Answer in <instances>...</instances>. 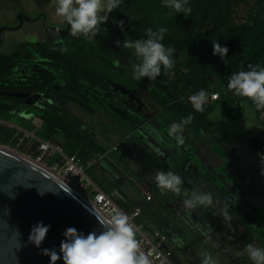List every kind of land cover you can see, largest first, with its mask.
Listing matches in <instances>:
<instances>
[{"label": "rangeland", "instance_id": "rangeland-1", "mask_svg": "<svg viewBox=\"0 0 264 264\" xmlns=\"http://www.w3.org/2000/svg\"><path fill=\"white\" fill-rule=\"evenodd\" d=\"M237 1L235 0L231 9L232 19L236 23L248 22L245 6L238 4ZM246 1L254 7L256 6V0ZM129 10L127 2L121 3L120 8L114 11L109 22L103 27L101 26L98 36L88 40L82 36L74 37L70 31L69 33L56 31L64 29L66 22L56 16L53 0H0V31L5 28L0 44V54H11L21 45L30 42H70L76 45H85L89 49L94 48L97 54L107 57L118 66L119 70L116 71L89 68L77 76L76 83L81 88V96L64 88L59 81H54L50 87V92H48L57 109V112H48L55 113V119H60L65 126L73 127L91 138L99 146L95 158H98L105 151L108 144L116 142L121 131L122 120L126 118V110L135 104L133 100H137L145 112L150 107L149 103L158 104L159 99L165 97V91L161 86L167 87L169 83V72L162 74L154 81L147 78L137 81L133 78L132 64L136 62L134 50L117 47L116 41L123 42L125 38L135 39L134 26L125 27L124 25L123 30H121L114 22L121 21V15ZM40 14L46 16V23L37 20ZM21 15L25 20L19 18ZM185 26L187 25L168 27L159 24V28L166 29L164 35H169L174 41L193 32L192 29H186ZM48 30L54 31L49 32ZM205 34V31L201 32L203 36L198 40L204 59L212 66H218L221 59L213 55V40L216 39L223 46L220 36L217 34L205 36ZM47 63L49 62L32 49L23 47L22 59L13 69L12 77L18 78L27 73L57 75L47 66ZM216 86V84L213 85V87ZM19 94L2 96L12 95L15 97L14 95ZM243 101L246 118L251 120L255 118L257 123L256 126L254 121H248L244 125V129H251L252 131L256 129L255 131L262 132L264 125L259 120V116L256 115L255 106L250 100L243 99ZM218 104L222 105L224 101L221 100ZM32 112L41 114L33 110ZM8 121L29 127L31 117L27 113L12 114ZM229 130L233 132L232 129ZM57 139L60 143L67 141L62 132ZM263 140L264 136L260 138L261 142ZM231 144L233 148L228 149L226 154L220 153L221 158L226 157V164L229 167L233 163V175L227 179L228 188L234 193L232 201L227 202L229 213L234 220L231 227H226L225 220L219 218L222 216L219 207L221 205L216 201H214L211 209L206 210L205 213H184L183 215L169 212L145 213L147 222L143 218L145 216L141 217V221L140 219L137 220L146 232L161 231L160 229H149L148 223L154 227L155 225L165 226L166 234L170 238L172 237L174 245L178 246L171 257L173 264H201L204 252L210 253L218 261V264H225L228 260L233 261V264H244L243 261L236 259L239 256L252 264L247 255L241 254L244 247L239 251V246L242 245L239 240L235 241V239L238 236H243L249 225L253 236H260V238L262 236L260 231L256 229L258 226L264 228V175L261 174L264 165L261 164V158L252 138L245 143L232 141ZM0 147L5 148L6 146L0 145ZM22 152L15 153L25 157ZM105 163L104 160L94 161L96 166L86 170L87 176L94 178V174L101 172ZM112 171V174L117 175L115 169L112 168ZM123 186L129 201L131 199L142 200L143 196L136 188L126 184ZM243 187L245 188L244 196ZM202 208L206 207L202 206ZM253 245L261 247L258 242L253 243Z\"/></svg>", "mask_w": 264, "mask_h": 264}, {"label": "trees", "instance_id": "trees-1", "mask_svg": "<svg viewBox=\"0 0 264 264\" xmlns=\"http://www.w3.org/2000/svg\"><path fill=\"white\" fill-rule=\"evenodd\" d=\"M127 2L130 10L121 15L125 27L134 26V38L146 39V29H159V24L168 27H181L192 29V33L174 41L169 35H164L162 43L166 47L175 49V65L171 69L170 81L166 87L168 99L175 107L184 108L181 98L188 99L204 89L209 95L212 85L217 84L216 92L220 100L225 103L230 100H243L245 98L232 97L231 91L227 88L228 78L232 73L248 70V65L264 68V0H256L254 7L246 0H238L246 10L248 22L236 23L231 16V9L235 0H188L187 7L191 8L190 14L176 13L163 6V0H122ZM197 29V31H196ZM206 35L217 34L220 36L223 46L228 47L227 61H220L219 65L212 66L204 59L203 51L198 43L201 32ZM28 47L42 58L47 60V66L57 73H27L18 78H13L12 73L15 66L22 59V48ZM97 68L104 71L119 70L118 66L107 57L96 53L95 49H89L85 45H76L70 42H46L37 41L21 45L11 54H0V100H4L8 94L50 92L54 81L62 83L67 88L81 96V88L76 83L77 76L83 74L86 69ZM169 73V74H170ZM10 101L7 104L8 110L3 111L0 116L8 119L12 114L29 113L27 107L20 106V99L5 98ZM219 100V101H220ZM177 101V102H175ZM214 105L206 103L201 113L206 119ZM53 112L41 115L45 121L42 133L44 140H57L60 132L64 133L67 141L62 143L67 155H77L80 162L87 164L95 159L99 146L79 130L65 126L60 119H55ZM264 110L258 111V116ZM264 125V123H263ZM256 135L252 139L258 155H264V136ZM13 137L5 127H0V145H8ZM228 138L245 143L249 139L239 140L227 135ZM258 240L264 247V233H261Z\"/></svg>", "mask_w": 264, "mask_h": 264}, {"label": "crops", "instance_id": "crops-1", "mask_svg": "<svg viewBox=\"0 0 264 264\" xmlns=\"http://www.w3.org/2000/svg\"><path fill=\"white\" fill-rule=\"evenodd\" d=\"M169 73L168 82L171 78ZM216 87L211 86V94L217 93ZM161 88L165 91V97L159 99L158 104L149 103L150 107L145 112L137 100H133L135 104L126 110V118L122 120L121 131L116 142L108 144L105 151L93 160L106 162L101 172L95 173L94 178L89 177V179L101 191L111 196L124 212L130 214L137 208L141 209L140 221L141 217L146 215L145 213L169 212L183 215L184 213H205L206 210L211 209L212 206L185 209L183 201L189 198L185 195L186 191L191 193L193 190H199L211 193L213 201H219L220 209L223 208L228 201H232L234 195L228 188L227 181L228 177L233 175V163L229 167L226 164V157L221 158L220 153L226 154L228 149L233 148L231 142L235 140L228 138L227 135L243 140L259 133L255 131L256 129L253 131L244 129L248 121H254L257 126L255 118L253 120L246 118L243 100H230L222 105L218 104L220 100L207 102L214 105V109L205 119L192 106L175 107L174 103L168 99L166 86L162 85ZM232 97L236 98V95L232 93ZM256 112L258 117V111ZM188 116L193 117L192 122L184 125L181 133L184 143L178 144L168 134V129L173 123H179ZM115 147L117 150L112 151ZM112 168L117 171V175L112 174ZM158 170H171L181 176L184 183L181 185L180 195L168 191L162 193L159 190L154 181V175ZM124 184L136 188L142 194V200L129 201ZM242 193L244 196V187ZM143 218L146 221V216ZM233 222L232 219L230 224L225 221V226L231 227ZM148 225L149 229H160L166 234L165 226L155 225L154 227L149 223ZM251 231L249 225L246 233L235 239L242 245L239 246V251L246 244L260 243L259 237L253 236ZM262 232L264 233V228ZM167 236L170 238L169 235ZM170 240L177 250L178 246L174 245L172 237ZM236 259L243 261L244 264H251L244 261L242 256ZM225 264H233V261L228 260Z\"/></svg>", "mask_w": 264, "mask_h": 264}, {"label": "clouds", "instance_id": "clouds-1", "mask_svg": "<svg viewBox=\"0 0 264 264\" xmlns=\"http://www.w3.org/2000/svg\"><path fill=\"white\" fill-rule=\"evenodd\" d=\"M55 14L70 26V33L74 37H84L92 40L98 36L101 26L110 19V14L120 8L122 0H53ZM188 0H163V6L176 13L190 14L191 8L187 7ZM116 26L123 30L124 22L114 21ZM165 28L154 31L146 29V39L125 38L123 42L116 41L117 47L134 50L136 62L132 64L133 78L141 81L147 78L156 80L162 74L168 73L175 65L173 47H166L164 40ZM229 49L213 40V55L222 61H227ZM227 88L238 97L250 100L257 111L264 110V68L248 65V70L232 73L228 78ZM209 94L201 89L196 94L189 96V102L196 112H203L204 105L208 102ZM193 117L188 116L179 123H173L168 134L178 144L184 143V125L190 124ZM261 164L264 165V155H261ZM264 175V168H262ZM154 181L163 193L172 192L181 194V185L184 183L181 176L173 171L158 170ZM189 198L183 201L185 209H196L199 206H213L211 193L193 190L185 192ZM216 203H219L217 201ZM224 220L230 224L232 216L225 205L220 209ZM51 225L38 221L31 226L28 243L40 250L42 255L49 257V264H56L62 260L63 264H151L148 255L140 248L136 238V228L131 218L117 211L105 221L102 230L91 231L87 234L78 231L75 227L64 230V239L59 244V249L42 248ZM252 261V264H264V247L251 243L246 244L242 253ZM201 264H218L208 252L202 254Z\"/></svg>", "mask_w": 264, "mask_h": 264}, {"label": "water", "instance_id": "water-1", "mask_svg": "<svg viewBox=\"0 0 264 264\" xmlns=\"http://www.w3.org/2000/svg\"><path fill=\"white\" fill-rule=\"evenodd\" d=\"M4 30L0 31V44ZM14 96L29 98L28 94ZM33 99L37 97L26 102ZM106 220L95 205L49 169L0 149V264H49V257L28 243L31 226L38 221L51 225L41 247L58 251L66 228L75 227L84 234L99 232Z\"/></svg>", "mask_w": 264, "mask_h": 264}, {"label": "built area", "instance_id": "built-area-1", "mask_svg": "<svg viewBox=\"0 0 264 264\" xmlns=\"http://www.w3.org/2000/svg\"><path fill=\"white\" fill-rule=\"evenodd\" d=\"M33 97L35 96H29L28 99ZM36 97L38 99V96ZM36 100L33 99V102ZM219 100L220 95L218 93L209 95L208 101L215 102ZM181 101L186 106H192L189 98H181ZM7 104H10V101L6 99L0 100V114L9 109ZM27 114L31 117L29 127L12 123L0 116V127H5L9 132H13L11 142L5 146L15 152L23 151L22 154L37 165L53 171L59 177L65 178L82 193L86 200L95 205L107 220L115 215L118 210L127 214L136 228V238L140 244V248L148 255L149 260L153 264H173L171 257L175 248L170 238L161 231H144L143 226L137 222L142 214L141 209L137 208L130 214L124 212L111 196L101 191L89 179L86 170L94 165V161L83 164L77 155H67L63 144L59 141L55 139L50 141L44 140L42 133L45 121L41 117L42 114H35L32 111ZM259 120L264 123L263 114L259 115ZM115 150H117V147L112 149V151Z\"/></svg>", "mask_w": 264, "mask_h": 264}, {"label": "flooded vegetation", "instance_id": "flooded-vegetation-1", "mask_svg": "<svg viewBox=\"0 0 264 264\" xmlns=\"http://www.w3.org/2000/svg\"><path fill=\"white\" fill-rule=\"evenodd\" d=\"M21 20H25V18L22 15H21ZM37 20L38 21H42V22L45 23L46 22V16L43 15V14H40ZM48 31L49 32H53L54 30H48ZM56 31L59 32V33H69L70 26L66 23L64 29H58ZM24 94H28L29 96H38V99L36 101L32 102V103H27L26 101H27L28 98L27 99L17 98V99L21 100V102H20V106L21 107L25 106V107L28 108V110H30V111L33 110V111H35L37 113H41V114L47 113L48 111L57 112V109L54 106V101L52 99V96L48 92H34V93H24ZM11 97L12 98H16V97H13L12 95L11 96H5V98H11ZM253 135H255V134H253ZM256 135H260L261 136L262 133L259 132V133H256ZM262 229H263L262 226H258V228H257V230L260 231V233L262 232Z\"/></svg>", "mask_w": 264, "mask_h": 264}, {"label": "bare ground", "instance_id": "bare-ground-1", "mask_svg": "<svg viewBox=\"0 0 264 264\" xmlns=\"http://www.w3.org/2000/svg\"><path fill=\"white\" fill-rule=\"evenodd\" d=\"M0 149H4V150H7V151H10V152H13L12 150H10V149H8V148H4V147H0ZM13 153H15V152H13ZM15 154H17V155H19L18 153H15ZM19 156H21V155H19ZM21 157H23V156H21ZM24 159H26V160H28L29 162H31V163H33V164H36V163H34L32 160H30V159H28V157L27 158H25V157H23ZM37 165V164H36ZM51 171V170H50ZM52 173H53V171H51ZM54 174V173H53ZM55 176H57L61 181H63L64 183H66L67 185H69L71 188H73L77 193H79L82 197H84L83 195H82V193L74 186V185H72L70 182H68L65 178H62V177H59L58 175H56V174H54Z\"/></svg>", "mask_w": 264, "mask_h": 264}]
</instances>
